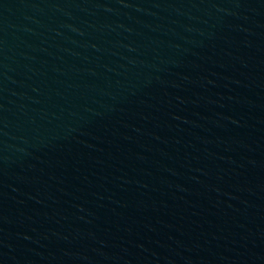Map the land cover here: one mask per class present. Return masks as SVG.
Returning <instances> with one entry per match:
<instances>
[{
	"label": "water",
	"instance_id": "obj_1",
	"mask_svg": "<svg viewBox=\"0 0 264 264\" xmlns=\"http://www.w3.org/2000/svg\"><path fill=\"white\" fill-rule=\"evenodd\" d=\"M0 264H264V0H0Z\"/></svg>",
	"mask_w": 264,
	"mask_h": 264
}]
</instances>
